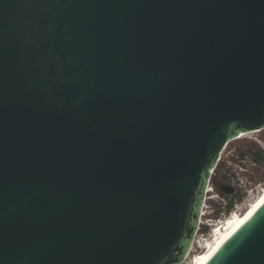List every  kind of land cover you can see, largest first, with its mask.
Wrapping results in <instances>:
<instances>
[{"label": "water", "instance_id": "water-1", "mask_svg": "<svg viewBox=\"0 0 264 264\" xmlns=\"http://www.w3.org/2000/svg\"><path fill=\"white\" fill-rule=\"evenodd\" d=\"M263 129L264 0H0V264H182ZM205 264H264V204Z\"/></svg>", "mask_w": 264, "mask_h": 264}, {"label": "rangeland", "instance_id": "rangeland-1", "mask_svg": "<svg viewBox=\"0 0 264 264\" xmlns=\"http://www.w3.org/2000/svg\"><path fill=\"white\" fill-rule=\"evenodd\" d=\"M257 153H259L262 156L263 158L262 160L259 161L254 160ZM240 154L243 155L244 157L243 162H244V166L247 169L246 175L251 180V182H249L248 185H254L256 189L255 195H253L255 198L261 192L264 191V184H263L264 183V129L231 140L226 145L223 153L221 154V159L218 162L214 172L212 173V177L215 176L216 179L220 178L221 176H223L224 178H228L231 173L237 171L240 173L239 175H242L243 172H240L239 169H237V165L235 163V160L237 158L236 156ZM232 157L233 159H231ZM234 169H236V171H234ZM213 182L216 184L214 180ZM258 183H260L261 185L259 190H258ZM235 198L240 199V193L237 191L236 193L226 195L225 197L226 201L228 202L230 201L232 202ZM247 200L250 199L246 198L244 201ZM207 230L208 229H203L202 231L197 232L194 236V238H196V241H199L200 239L204 238V236L207 237L208 235L206 234ZM198 243L199 242H195V244H192L193 246L192 254L191 256H189V258H187V260H185L184 264H191L193 258L192 256L202 250L198 247L199 245Z\"/></svg>", "mask_w": 264, "mask_h": 264}, {"label": "built area", "instance_id": "built-area-1", "mask_svg": "<svg viewBox=\"0 0 264 264\" xmlns=\"http://www.w3.org/2000/svg\"><path fill=\"white\" fill-rule=\"evenodd\" d=\"M228 143H226V145ZM226 145L220 152L218 162L221 159V154L223 153ZM237 169H239L240 172H243V174L239 175L240 173L238 171L233 172L226 179L225 183L236 188L237 192L240 193V199L235 198L232 202L226 201V195L219 192L217 189V185L213 182L212 179H210L205 189V195L201 207L197 232L202 231L203 229H208L206 231V234H210V231L214 230V224H217L218 221H221L232 211L240 210L242 206L247 203V201L244 200L246 198L252 199V196L255 195L256 189L254 185H248L251 180L246 175V167L244 165H237ZM234 171H236V169H234ZM260 187L261 185L260 183H258V190L260 189Z\"/></svg>", "mask_w": 264, "mask_h": 264}, {"label": "bare ground", "instance_id": "bare-ground-1", "mask_svg": "<svg viewBox=\"0 0 264 264\" xmlns=\"http://www.w3.org/2000/svg\"><path fill=\"white\" fill-rule=\"evenodd\" d=\"M255 133L257 131H251L247 133H242L238 137L246 136L249 133ZM237 137V138H238ZM264 184V183H263ZM254 196L252 197V199ZM247 200V203L240 209L234 210L230 214L226 215L221 221L213 225L214 230L210 231L207 237L196 241L193 239V243L199 242L198 247L202 249L200 252L194 254L192 257L191 264H205L206 261L215 253V251L224 244L237 230L244 224L258 209L264 204V191L261 192L253 200ZM193 251V246L189 251L187 258L191 256ZM195 251V250H194ZM185 260L182 264L185 263Z\"/></svg>", "mask_w": 264, "mask_h": 264}, {"label": "flooded vegetation", "instance_id": "flooded-vegetation-1", "mask_svg": "<svg viewBox=\"0 0 264 264\" xmlns=\"http://www.w3.org/2000/svg\"><path fill=\"white\" fill-rule=\"evenodd\" d=\"M236 157H237V158H236V160H235V163H237L238 161H243V160H244V157H243V155H241V154H240V155H237ZM231 159H233V157H232ZM211 179L214 180L216 183H217V182L225 183L227 178H224L223 176H221L220 178H217V179H216V177L214 176V177H212ZM233 188H234V187H233ZM236 191H237L236 188H234V192H233V193H236Z\"/></svg>", "mask_w": 264, "mask_h": 264}, {"label": "trees", "instance_id": "trees-1", "mask_svg": "<svg viewBox=\"0 0 264 264\" xmlns=\"http://www.w3.org/2000/svg\"><path fill=\"white\" fill-rule=\"evenodd\" d=\"M262 159L263 158H262V156L259 153H257L255 158H254L255 161H259V160H262Z\"/></svg>", "mask_w": 264, "mask_h": 264}, {"label": "clouds", "instance_id": "clouds-1", "mask_svg": "<svg viewBox=\"0 0 264 264\" xmlns=\"http://www.w3.org/2000/svg\"><path fill=\"white\" fill-rule=\"evenodd\" d=\"M244 161V160H243ZM243 161H238L237 163H236V165H244V162Z\"/></svg>", "mask_w": 264, "mask_h": 264}]
</instances>
